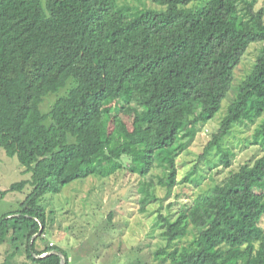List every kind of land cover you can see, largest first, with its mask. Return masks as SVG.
Wrapping results in <instances>:
<instances>
[{"label": "trees", "instance_id": "obj_1", "mask_svg": "<svg viewBox=\"0 0 264 264\" xmlns=\"http://www.w3.org/2000/svg\"><path fill=\"white\" fill-rule=\"evenodd\" d=\"M124 1L0 0V147L30 173L1 192L30 186L20 207L0 216V264H61L54 250L68 264L45 240L40 200L73 180L136 174L141 211L156 184L176 185V157L220 108L252 42L262 43L252 68L199 157L221 150L235 123L264 112L256 0H149L162 8L133 15ZM253 138L263 155L232 170L228 185L214 184L174 217L158 214L165 244L156 251L169 264H264V120Z\"/></svg>", "mask_w": 264, "mask_h": 264}, {"label": "rangeland", "instance_id": "obj_2", "mask_svg": "<svg viewBox=\"0 0 264 264\" xmlns=\"http://www.w3.org/2000/svg\"><path fill=\"white\" fill-rule=\"evenodd\" d=\"M124 2L132 5L127 12L129 15L148 8H162L149 0ZM255 6L264 8V0H256ZM261 46V42L249 44L234 69L230 88L221 100L220 108L176 157V185L168 191L156 184V197L146 203L144 211L139 208L142 197L140 179L126 170L105 177L89 175L71 181L58 193L43 195L40 204L45 208L49 221L45 240L65 251L68 264H129L136 260L139 264H169L165 254L156 251L165 244L158 214L174 217L179 208L195 202L200 195L208 194L214 184L229 183L232 170L263 155L262 146L254 143L253 134L264 120V112L254 123H235L221 140V150L213 147L204 158L199 157L226 115L228 105L236 96L238 84L250 72ZM49 96L41 106L44 112L55 97ZM121 115L131 126L133 116L126 111ZM226 152H230L229 166L222 161ZM151 173L150 177L157 182L161 170L154 169ZM185 176L189 179L183 181ZM29 177L30 173L24 172L17 157L8 156L0 147V216L18 209L30 186L21 191L1 192L12 183ZM260 225L264 228V216ZM191 236L192 232H188L176 242L186 244Z\"/></svg>", "mask_w": 264, "mask_h": 264}, {"label": "water", "instance_id": "obj_3", "mask_svg": "<svg viewBox=\"0 0 264 264\" xmlns=\"http://www.w3.org/2000/svg\"><path fill=\"white\" fill-rule=\"evenodd\" d=\"M42 229H43V225H42V224H40L39 231L36 233V235L40 234V233H41V231H42ZM53 252H54V253H56V254H59V255L61 256V260H60V262H61V264H63V258H62V255H61V253H60L59 251H57V250H54ZM45 254H46V253H44V254H41L40 256H44Z\"/></svg>", "mask_w": 264, "mask_h": 264}]
</instances>
